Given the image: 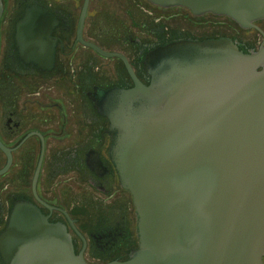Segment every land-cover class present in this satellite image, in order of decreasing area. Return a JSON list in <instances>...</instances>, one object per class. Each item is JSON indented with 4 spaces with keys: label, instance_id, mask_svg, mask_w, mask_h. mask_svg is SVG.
Listing matches in <instances>:
<instances>
[{
    "label": "water",
    "instance_id": "obj_1",
    "mask_svg": "<svg viewBox=\"0 0 264 264\" xmlns=\"http://www.w3.org/2000/svg\"><path fill=\"white\" fill-rule=\"evenodd\" d=\"M150 1L228 15L264 34L255 23L264 0ZM3 9L0 0V18ZM144 68L147 83L132 73V86L89 92L109 120V157L136 209L139 242L125 263L264 264V40L245 50L229 35L175 38L150 48ZM0 256L5 264H87L66 225L25 197L0 231Z\"/></svg>",
    "mask_w": 264,
    "mask_h": 264
},
{
    "label": "flooded vegetation",
    "instance_id": "obj_2",
    "mask_svg": "<svg viewBox=\"0 0 264 264\" xmlns=\"http://www.w3.org/2000/svg\"><path fill=\"white\" fill-rule=\"evenodd\" d=\"M10 3L3 0L0 18V169L10 158L0 174V193H8L7 201L0 194V212L6 223L13 201L29 198L51 222L66 225L74 252L87 264H126L139 242L136 209L109 157V120L98 112L89 92L95 86H132V73L149 82L146 52L175 38L229 35L242 48L257 49L264 34L253 27L262 35L256 46L255 40L232 35L229 29H222L227 34L172 25L167 29L169 21L157 24L160 9L170 10L177 20L186 9L199 25L214 13L198 15L185 6L164 7L150 0H15L7 13ZM145 7L155 19L150 32L157 36L142 33L137 14ZM41 9L51 13L50 19L39 17L36 11ZM23 16L26 31L19 34ZM255 23L264 30V18ZM21 45L28 55H21ZM96 46L121 55H104ZM31 51L38 53V61ZM59 176H67L64 187L56 181ZM0 264H5L1 256Z\"/></svg>",
    "mask_w": 264,
    "mask_h": 264
},
{
    "label": "rangeland",
    "instance_id": "obj_3",
    "mask_svg": "<svg viewBox=\"0 0 264 264\" xmlns=\"http://www.w3.org/2000/svg\"><path fill=\"white\" fill-rule=\"evenodd\" d=\"M13 2H15V0H11V3H10L11 5L8 8L7 13H9V10H11V6L13 5ZM14 5H16V4H14ZM146 7H148V6H146ZM146 7H145V9L143 8V11L141 13L137 14L139 24L140 25L143 24L142 25V33L145 36H147V35L148 36H150V35L157 36L155 33L153 34L152 32H150L149 25H151L154 22L153 20H155V19L153 17V14L149 13V10H148L149 7L148 8H146ZM176 10L179 12L180 9H176ZM159 11H161L162 13H160V18H158L157 24L162 25L163 19H165L166 21H169V22H165V25H167V29H168V26L171 27V25H172L173 27H177V26L189 27V28L194 29L195 31H202L203 30L204 33H216L218 31H222V32L224 31L225 32L224 34H227L229 32H226L225 30H222V29H229L233 32V33H230L232 35H234V33H235L236 35H239L244 39L255 40L256 46L258 45L257 43H259L262 40V35L256 28H253V27L245 28V27L240 26L238 23L234 24L230 20H228L227 18L223 17L226 15H215V14L209 15L206 13L207 14L206 19H205L206 21L203 20V24L199 25L198 24L199 19L196 16L192 15L190 12H188V10H186V9H181L180 13L184 17L182 20L181 19L177 20V19L172 18L171 13H169L170 10H166V9L161 10L160 9ZM163 14H164V17L162 18ZM168 15L170 18H168ZM183 20H186L185 24H183ZM198 26L199 27L201 26L200 29ZM133 30H138L137 32L140 33L139 28H137V27H134ZM163 36H164V34L159 35V37H163ZM252 45H254V44H252ZM3 177H5V176H3ZM66 178H67V176H62V177L59 176L58 177L59 180H56V181L61 182V184L58 183L59 186L64 187V184L67 183L65 181ZM3 181L6 182L7 179H3ZM72 184H74V183H72ZM70 188L73 189L71 186H70ZM6 193L7 192H5V194ZM0 194H2L3 200L7 201L8 193L6 195H3V193H0ZM70 198L73 199V197H70ZM106 199H109V198L106 197ZM63 200L65 201L66 204H70L69 203L70 199H67L66 196H64ZM3 225H5L4 218L0 220V229Z\"/></svg>",
    "mask_w": 264,
    "mask_h": 264
},
{
    "label": "trees",
    "instance_id": "obj_4",
    "mask_svg": "<svg viewBox=\"0 0 264 264\" xmlns=\"http://www.w3.org/2000/svg\"><path fill=\"white\" fill-rule=\"evenodd\" d=\"M245 50H247V49H245ZM3 218H4V213L0 212V220L3 219ZM4 223H5V219H4ZM3 226H4V225H3ZM3 226H2V227H3ZM2 227H1V228H2Z\"/></svg>",
    "mask_w": 264,
    "mask_h": 264
},
{
    "label": "bare ground",
    "instance_id": "obj_5",
    "mask_svg": "<svg viewBox=\"0 0 264 264\" xmlns=\"http://www.w3.org/2000/svg\"><path fill=\"white\" fill-rule=\"evenodd\" d=\"M176 6V5H175ZM167 7H170V6H167ZM210 12V11H209ZM205 13H208V12H205ZM211 13H213V12H211ZM214 14H216V13H214ZM218 15H223V14H218ZM226 16H228V15H226ZM229 18H231L230 16H228ZM231 19H233V18H231ZM234 20V19H233ZM235 21V20H234ZM236 22V21H235Z\"/></svg>",
    "mask_w": 264,
    "mask_h": 264
}]
</instances>
